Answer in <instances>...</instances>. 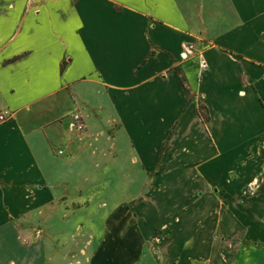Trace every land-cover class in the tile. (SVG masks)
I'll return each mask as SVG.
<instances>
[{"label":"crops","instance_id":"0c3cea01","mask_svg":"<svg viewBox=\"0 0 264 264\" xmlns=\"http://www.w3.org/2000/svg\"><path fill=\"white\" fill-rule=\"evenodd\" d=\"M1 112L0 264H50L67 192L115 175L124 200L141 181L138 225L108 216L88 264H136L146 247L234 264L264 248V0H0ZM75 113L121 167L79 166L98 157L76 151Z\"/></svg>","mask_w":264,"mask_h":264},{"label":"rangeland","instance_id":"374dc122","mask_svg":"<svg viewBox=\"0 0 264 264\" xmlns=\"http://www.w3.org/2000/svg\"><path fill=\"white\" fill-rule=\"evenodd\" d=\"M78 115L81 116L80 114ZM70 117L71 116H69V126L67 130L76 144V151L81 152L84 147H89L90 155L97 154L98 157L90 160L87 156L85 160H81L79 164L80 167L83 165H85L86 168L93 166H98L100 168L121 167V159H117V161L115 159V155H113V157L110 153H108V155H110L109 160L99 158L106 150L100 147L101 143L97 144V146L94 145L90 147L91 144L89 143V140L93 139L94 141H97L100 137L94 135L93 138L88 139L86 134L87 127L85 133H76L70 127ZM107 136H112V130L105 132L106 139ZM103 142L105 145L107 144L105 140L102 141V143ZM57 154L68 156V153L61 151H58ZM70 154L72 153H69V156ZM104 178L105 177L102 179L98 178L100 182L95 184V187H93V185H89L87 182H81V189L67 192L65 239L60 240L61 248L57 246L56 241L50 238L45 239V243L47 244L46 258H50L51 261H55V263L50 261V264H88L87 262L97 245H102L101 240L104 238L103 223L108 216L119 217L118 219L120 220L124 215V218L127 217L125 225H127L131 230L138 225V217L132 213V209L128 206L129 204L127 205V202L131 203L132 201H141V198L139 197L142 195V193H140L141 181H138L137 176H130V191L129 193H124L129 195V197L124 200L123 193L117 190V184L119 183L120 185L123 178L115 175L112 179L108 180V182H104ZM109 182L114 188L109 187ZM108 187L111 188V190H108ZM102 203H106L108 206L106 207L105 204L102 205ZM91 205H93V207H91ZM90 215L92 219L91 223L88 222ZM163 232L164 231L161 228L155 231V239L153 240L152 246L154 248L156 247L155 249H157V247L160 248L165 243H168V240H161L159 238ZM166 257L170 259V257L166 254L157 255L156 253V255H153L151 252L148 253L146 247L141 250L139 260L136 261V264H165L164 262ZM58 258H60V260L59 262H56ZM120 258L115 257L114 259L118 261ZM123 258L124 257H122V259ZM130 259L131 262H134L132 261V257H130ZM178 259L179 261L173 260V263H186V259L183 260L184 262L181 261L180 257ZM191 262L193 263V261ZM201 262L202 261L197 262L196 264H201ZM234 264H264V248L256 249L243 247Z\"/></svg>","mask_w":264,"mask_h":264},{"label":"built area","instance_id":"2783aa9c","mask_svg":"<svg viewBox=\"0 0 264 264\" xmlns=\"http://www.w3.org/2000/svg\"><path fill=\"white\" fill-rule=\"evenodd\" d=\"M193 51V46L191 44H187L183 48V52L181 53V59L187 60L188 57L191 55ZM201 70H204L206 68V65L203 61L200 63ZM9 118V115L5 112L0 113V124L4 123ZM70 127L73 129L76 133H85L86 126L84 123V120L81 116L78 114L72 115L70 117Z\"/></svg>","mask_w":264,"mask_h":264},{"label":"trees","instance_id":"16d2710c","mask_svg":"<svg viewBox=\"0 0 264 264\" xmlns=\"http://www.w3.org/2000/svg\"><path fill=\"white\" fill-rule=\"evenodd\" d=\"M199 115L201 116V118L204 122L207 121V117H206L205 113L202 111V109H199Z\"/></svg>","mask_w":264,"mask_h":264}]
</instances>
